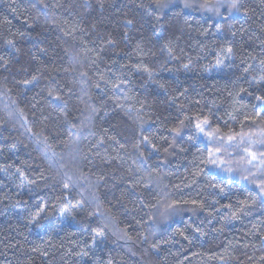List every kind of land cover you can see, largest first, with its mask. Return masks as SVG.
I'll use <instances>...</instances> for the list:
<instances>
[{
    "label": "trees",
    "instance_id": "obj_1",
    "mask_svg": "<svg viewBox=\"0 0 264 264\" xmlns=\"http://www.w3.org/2000/svg\"><path fill=\"white\" fill-rule=\"evenodd\" d=\"M239 2L0 0V264H264V0Z\"/></svg>",
    "mask_w": 264,
    "mask_h": 264
},
{
    "label": "snow or ice",
    "instance_id": "obj_2",
    "mask_svg": "<svg viewBox=\"0 0 264 264\" xmlns=\"http://www.w3.org/2000/svg\"><path fill=\"white\" fill-rule=\"evenodd\" d=\"M158 5L161 7H167V3H164V0H157ZM184 8H188V9H197V10H201V11H206V12H212L215 13L216 15H219V9L224 6V0H199V2L197 3V0H184V4H183ZM227 7L228 9L231 10H236L239 11L242 8V5L240 4L239 0H227ZM128 23L130 24L131 21H128ZM221 29L218 27L217 28V32H220ZM9 43H11V41H9ZM169 51H171V49H169ZM231 53H232V49L231 47L227 48L226 50H224V54L227 58H231ZM224 64V60L222 59H218L216 62V66L219 67L221 65ZM184 68H188L189 65L185 64L183 65ZM248 69H245V72H247ZM255 79V78H254ZM257 83H264V75L260 76L257 80ZM27 83V81H26ZM163 87V86H161ZM242 91H244L242 89ZM251 94V93H250ZM256 100V104L253 105V109L256 111V115L255 118L252 119V123H256L258 120H260L262 113H264V95H257L255 97ZM258 109V110H257ZM249 118L246 117L245 121H247ZM183 123V122H181ZM211 127L210 125V121L207 117H204L203 119H201L200 117L196 118V123H195V128L197 131V134H203L208 140L209 142H212L214 140H217V137L219 136L220 133V129L217 127L215 129H213L212 131L208 132L206 131V128ZM173 132H178V129L174 128L172 129ZM260 135L264 136V128L260 129ZM239 137V143H244L245 142V137L243 134L241 133H235V132H230V134L226 135V136H219V141L222 142L224 145L226 146H230L232 144L237 143V138ZM145 140H147V137H145ZM249 143V148H246L244 151L246 153V157H247V163L248 164H253L256 161H259V164L257 165L258 168H260L261 166H264V153H260L259 156L257 155L256 152L252 151V145H262L264 146V139L259 140V141H248ZM47 151V148H46ZM221 152V148H216L214 150H209V159L207 160V163L209 164H217V160L214 159V157H216L219 153ZM142 155V153H141ZM53 162L55 163V157H52ZM217 166H221L219 164H217ZM228 171H232V169H228ZM70 181H71V177H69V183H65L64 184V189L68 190L70 188ZM257 187L259 188V191L257 193V196L259 198L264 199V183L258 184ZM221 192H223V189H221ZM67 198V197H65ZM254 202V201H253ZM81 203V202H78ZM182 203H187L186 201H172L171 203L165 202L163 204L160 205L159 207V212L160 215L167 218L168 214L171 213H175L177 211H179L180 209V205ZM191 203L193 205L197 204V201L193 200L191 201ZM244 202H242V206H243ZM45 211V206H41L39 208V210L36 212V214L33 216V221L37 220L40 216L41 213H43ZM235 216V214H234ZM103 236V232L102 231H98L95 233L93 239L95 240L96 238L102 237ZM155 247V246H153ZM83 255H87V253H83Z\"/></svg>",
    "mask_w": 264,
    "mask_h": 264
}]
</instances>
